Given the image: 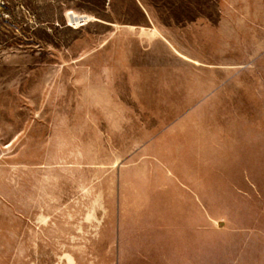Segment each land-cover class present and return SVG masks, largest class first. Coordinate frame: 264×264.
<instances>
[{
    "label": "rangeland",
    "instance_id": "obj_1",
    "mask_svg": "<svg viewBox=\"0 0 264 264\" xmlns=\"http://www.w3.org/2000/svg\"><path fill=\"white\" fill-rule=\"evenodd\" d=\"M254 221L264 0H0V264H243Z\"/></svg>",
    "mask_w": 264,
    "mask_h": 264
},
{
    "label": "crops",
    "instance_id": "obj_2",
    "mask_svg": "<svg viewBox=\"0 0 264 264\" xmlns=\"http://www.w3.org/2000/svg\"><path fill=\"white\" fill-rule=\"evenodd\" d=\"M253 151L254 158L256 157V148L250 149L249 152ZM247 162V160H244ZM243 162V163H245ZM253 162V163H251ZM239 163H241L239 161ZM256 161H248V167L255 166ZM239 167H242V164H239ZM247 174H241L237 177V180H230L231 182H238V183H245L247 185H252L254 187V191H252L253 201L259 202L260 197L257 194L255 183L258 182L257 177L255 175H251L250 169H243ZM244 172V171H243ZM250 174V175H249ZM229 181V182H230ZM254 183V184H253ZM241 192V191H239ZM244 195H247L245 191L243 192ZM249 199V198H248ZM255 219V218H254ZM239 232L240 231H247L246 234L242 235L243 238L239 237L237 241V257L238 261L243 262V264H264V223H258L256 221L249 223L248 225L240 223L238 224ZM226 253V252H225Z\"/></svg>",
    "mask_w": 264,
    "mask_h": 264
}]
</instances>
